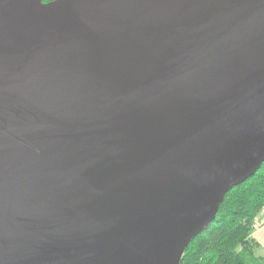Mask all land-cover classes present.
Segmentation results:
<instances>
[{
  "label": "water",
  "instance_id": "obj_1",
  "mask_svg": "<svg viewBox=\"0 0 264 264\" xmlns=\"http://www.w3.org/2000/svg\"><path fill=\"white\" fill-rule=\"evenodd\" d=\"M264 162V0H0V264H180Z\"/></svg>",
  "mask_w": 264,
  "mask_h": 264
},
{
  "label": "trees",
  "instance_id": "obj_2",
  "mask_svg": "<svg viewBox=\"0 0 264 264\" xmlns=\"http://www.w3.org/2000/svg\"><path fill=\"white\" fill-rule=\"evenodd\" d=\"M263 210L264 162L225 195L214 221L190 242L180 264H264L252 236Z\"/></svg>",
  "mask_w": 264,
  "mask_h": 264
},
{
  "label": "crops",
  "instance_id": "obj_3",
  "mask_svg": "<svg viewBox=\"0 0 264 264\" xmlns=\"http://www.w3.org/2000/svg\"><path fill=\"white\" fill-rule=\"evenodd\" d=\"M255 242L257 244L256 257L264 260V223L254 232Z\"/></svg>",
  "mask_w": 264,
  "mask_h": 264
},
{
  "label": "built area",
  "instance_id": "obj_4",
  "mask_svg": "<svg viewBox=\"0 0 264 264\" xmlns=\"http://www.w3.org/2000/svg\"><path fill=\"white\" fill-rule=\"evenodd\" d=\"M264 223V210L261 213L260 218L257 219V221L254 224V229L257 230L259 227H261Z\"/></svg>",
  "mask_w": 264,
  "mask_h": 264
},
{
  "label": "flooded vegetation",
  "instance_id": "obj_5",
  "mask_svg": "<svg viewBox=\"0 0 264 264\" xmlns=\"http://www.w3.org/2000/svg\"><path fill=\"white\" fill-rule=\"evenodd\" d=\"M52 1H54V0H42V3L43 4H48V3L52 2Z\"/></svg>",
  "mask_w": 264,
  "mask_h": 264
},
{
  "label": "rangeland",
  "instance_id": "obj_6",
  "mask_svg": "<svg viewBox=\"0 0 264 264\" xmlns=\"http://www.w3.org/2000/svg\"><path fill=\"white\" fill-rule=\"evenodd\" d=\"M253 237H254V233H253V235H252Z\"/></svg>",
  "mask_w": 264,
  "mask_h": 264
}]
</instances>
